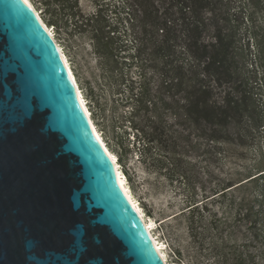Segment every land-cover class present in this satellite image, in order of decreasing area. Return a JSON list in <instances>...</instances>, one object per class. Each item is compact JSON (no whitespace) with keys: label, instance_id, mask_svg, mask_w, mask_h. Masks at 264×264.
<instances>
[{"label":"water","instance_id":"95a60500","mask_svg":"<svg viewBox=\"0 0 264 264\" xmlns=\"http://www.w3.org/2000/svg\"><path fill=\"white\" fill-rule=\"evenodd\" d=\"M0 264H162L25 0H0Z\"/></svg>","mask_w":264,"mask_h":264},{"label":"rangeland","instance_id":"374dc122","mask_svg":"<svg viewBox=\"0 0 264 264\" xmlns=\"http://www.w3.org/2000/svg\"><path fill=\"white\" fill-rule=\"evenodd\" d=\"M31 1L62 47L91 118L119 160L131 195L153 225L168 264H216L218 241L231 238L243 246L248 233L243 215L239 216L227 199L212 198L216 190L239 178V173L254 163L264 148V135L242 147L214 143L190 130L183 142V156L177 157L175 165L169 164L156 148L144 149L140 144L132 125L134 103L127 102L131 80L140 79L141 71L134 60L136 28L132 16L142 0H78L74 18L67 16L68 9L60 14L53 0L48 5L44 0ZM226 1L233 13H244L239 23L243 43L250 45L246 72L264 108V6L252 0ZM157 7L163 10L167 5L162 2ZM98 33L112 39L116 59L101 56L95 40ZM164 75L162 62L147 64L152 89L163 85ZM176 169L186 171L184 183ZM194 195H198L200 208L188 211Z\"/></svg>","mask_w":264,"mask_h":264},{"label":"trees","instance_id":"16d2710c","mask_svg":"<svg viewBox=\"0 0 264 264\" xmlns=\"http://www.w3.org/2000/svg\"><path fill=\"white\" fill-rule=\"evenodd\" d=\"M252 1L264 6V0ZM162 2L167 5L163 10L157 7ZM53 5L60 14L68 9L72 18L79 6L78 0H53ZM241 19L244 13H233L226 0H142L132 16L140 79L131 80L127 102L134 103L132 125L144 149L156 148L175 165L190 130L214 143L242 147L264 135V108L246 72L250 45L243 43ZM95 40L101 56L118 57L111 38L98 33ZM158 62L167 75L154 90L147 64ZM176 173L184 183L186 171ZM239 174L216 190L212 200L227 199L243 215L247 239L243 246L231 238L218 241L216 264H264V148ZM199 203L194 195L188 211L198 210Z\"/></svg>","mask_w":264,"mask_h":264},{"label":"bare ground","instance_id":"6f19581e","mask_svg":"<svg viewBox=\"0 0 264 264\" xmlns=\"http://www.w3.org/2000/svg\"><path fill=\"white\" fill-rule=\"evenodd\" d=\"M25 2L28 4V6L30 7V9L33 11V13L36 15L37 19L39 20V22L41 23V25L43 26V28L46 30V32L48 33V35L50 36V38L52 39V41L54 42L55 46H56V49H57V52H58V55L62 61V64H63V67L66 71V74L69 78V80L71 81L76 93H77V96H78V99H79V102H80V105L91 125V128L93 130V132L95 133L96 137L98 138L99 142L101 143L102 147L104 148L105 152L107 153V155L109 156L110 158V161L115 169V173H116V176H117V179H118V182L120 184V187L123 191V193L125 194V196L127 197V199L129 200L130 204L132 205V207L134 208V210L137 212V214L139 215L146 231H147V234L150 238V241L157 253V255L159 256V259L161 261L162 264H168V262L166 261L165 259V256L163 254V249L161 247V244H159L153 234V225L145 218V216L143 215L141 209L139 208V206L137 205L135 199L133 198V196L131 195V192L129 190V187L127 186V182H126V178L124 177V174L119 166V163H117V157L116 155L111 152L109 150V148L107 147V145L105 144L102 136H101V133L99 132V130L97 129L95 123L93 122L92 118H91V113L89 111V108L87 106V102L80 90V87L76 81V78L74 76V73L70 67V64H69V61L62 49V47L58 44V42L56 41L55 39V36L53 34V30H51L49 27H47V25L45 24V22L42 20L40 14L38 13V11L35 9L33 3L31 0H25Z\"/></svg>","mask_w":264,"mask_h":264}]
</instances>
